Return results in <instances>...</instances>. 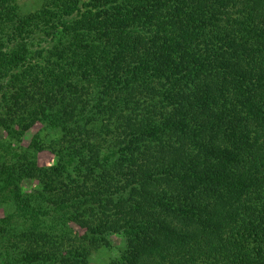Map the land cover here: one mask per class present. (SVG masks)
Here are the masks:
<instances>
[{
  "label": "trees",
  "instance_id": "1",
  "mask_svg": "<svg viewBox=\"0 0 264 264\" xmlns=\"http://www.w3.org/2000/svg\"><path fill=\"white\" fill-rule=\"evenodd\" d=\"M20 1L0 0V264H91L112 236L110 264H264V0Z\"/></svg>",
  "mask_w": 264,
  "mask_h": 264
},
{
  "label": "rangeland",
  "instance_id": "2",
  "mask_svg": "<svg viewBox=\"0 0 264 264\" xmlns=\"http://www.w3.org/2000/svg\"><path fill=\"white\" fill-rule=\"evenodd\" d=\"M43 0H21L20 7L23 13H30L34 12L37 9L41 8L43 5ZM40 126H36L30 132L27 133L24 145L28 146L32 139L34 138L35 134L39 131ZM1 136V132H0ZM39 162L43 166H50L55 162V157L50 151H44L39 153ZM36 187V184L26 183L25 188L26 190H31L32 188ZM5 205L0 204V219H3L7 215V209ZM9 212V211H8ZM112 247L101 248L93 254L91 259V264H110L113 259H115L120 252V249L124 247V241L119 236H112L111 237Z\"/></svg>",
  "mask_w": 264,
  "mask_h": 264
}]
</instances>
